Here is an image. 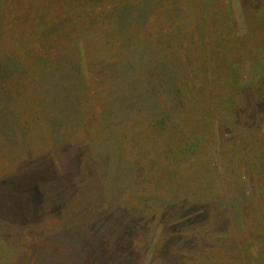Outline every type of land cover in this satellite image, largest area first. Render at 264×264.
I'll use <instances>...</instances> for the list:
<instances>
[{"label":"rangeland","instance_id":"obj_1","mask_svg":"<svg viewBox=\"0 0 264 264\" xmlns=\"http://www.w3.org/2000/svg\"><path fill=\"white\" fill-rule=\"evenodd\" d=\"M65 3L0 0V264H242L218 241L264 240V0Z\"/></svg>","mask_w":264,"mask_h":264},{"label":"trees","instance_id":"obj_2","mask_svg":"<svg viewBox=\"0 0 264 264\" xmlns=\"http://www.w3.org/2000/svg\"><path fill=\"white\" fill-rule=\"evenodd\" d=\"M64 1V5L66 6V4L67 3H65L66 2V0H63ZM69 7H72V8H77V5H71V6H69ZM59 8V11L58 12H61L60 10L62 9L61 7H58ZM38 9L39 10H36V15H39L40 16V14L41 15H44L45 13H48L46 10H45V8H43V7H38ZM51 10H53V12H57V10L55 9V8H52V7H50L49 6V13H50V11ZM69 10H72V9H69ZM253 12H255V11H253ZM55 14H58V13H55ZM255 14H257V12H255ZM262 17V18H264V12H262V13H260V14H258V17ZM111 17H114L115 18V16L113 15V16H111ZM264 21V20H263ZM115 25V23H112V24H110V27H112V26H114ZM50 30V29H49ZM149 30H153V31H156L157 30V28L155 27L154 29L153 28H149ZM148 30V31H149ZM111 31V30H110ZM112 32V31H111ZM158 33V32H157ZM159 34V33H158ZM156 35V34H155ZM217 62V61H216ZM216 62L215 63H213V71H211V70H207V69H203L202 70V73H199V75H198V77H195V75L196 74H193V77L197 80L198 79V85H197V89H199V90H201V92H202V90H203V88L204 89H206L210 94H214V95H216V94H218L217 93V90H216V82H215V79H213L214 78V76H215V78H218V82H226V83H229L228 82V79H226L227 77H225V72L223 73V75H220L221 76V78H219L216 74L218 73V71L222 68V63L221 62H219V64H216ZM196 67H198V68H200V65L198 66V65H196ZM184 68L185 69H187V67H186V63L184 64ZM234 71H235V73H237V71H236V69H234ZM235 75V74H234ZM233 75V76H234ZM185 76H188V77H191V72H189V74L188 75H185ZM232 76V75H231ZM205 82V84H209V87H205V86H203V84H202V82ZM190 82V80H188V81H186L184 84H182V83H178V85H177V87H176V92H183V94H187V92H188V90H186L187 89V87H186V85L188 84ZM260 84H263V85H261V87H263L264 86V83H262V82H260ZM257 88H259V87H257ZM209 89H211V90H213L212 92H210V90ZM248 90V89H247ZM249 91V90H248ZM250 92V91H249ZM251 93V92H250ZM255 94H256V92H253V93H251V95H252V97L253 96H255ZM207 98V96H203V100L204 99H206ZM213 98V97H212ZM177 103H178V105H182V103H183V101L181 100V99H178L177 100ZM178 107V106H177ZM179 108V107H178ZM182 108L185 110V107L184 106H182ZM191 108H189V110H190ZM180 110V109H179ZM182 118V123H184V124H186V122L184 121V119H183V117H181ZM199 128H201L200 126H199ZM197 130V128H195L194 129V131H196ZM199 130V129H198ZM195 133V132H194ZM197 133H199V132H197ZM195 137H197V135H195ZM226 137H229V138H226L232 145H234V147H236L237 149H238V153H240V154H243V155H245V154H247L248 152H249V150H250V147H251V145L252 146H254L255 144H256V142H257V140L256 139H250V141H249V143H250V146H248V144H247V141H242V138L243 137H247V135H243L242 137H241V139H234V137H232L231 135L230 136H226ZM225 139V138H224ZM224 139H222V140H224ZM233 139V140H232ZM263 143H264V138H263ZM249 147L248 149H247V147ZM222 148H224L223 146H221V148H219V149H217L216 150V152L217 153H219V155H223L224 156V158L226 159V153L224 152L225 151V149H222ZM253 148V150L254 151H256V152H258V145H256L255 147H252ZM261 149H262V151H259V153L261 154V159L259 160L260 161V164L259 165H262V166H264V144L260 147ZM249 154V153H248ZM257 161V160H256ZM259 161H257V165H258V162ZM260 174H264V168L262 169V172L260 173ZM225 237V236H224ZM231 239H234V240H236V243L235 244H231V243H229L228 241H225V244H223L222 243V241H223V239H219V241H218V246L219 247H221V248H226V247H232V248H237V247H239V248H243V250H244V254L242 255V258H243V260H242V264H255V260H253L259 253H260V250L261 249H264V240H262V243L261 242H259V248H256L255 249V251L254 252H252V245L254 244V241H249V240H245V242H243V239H240L239 238V236H236L235 238H231ZM251 239V238H250ZM234 256V258H237V259H239L241 256H239L238 254H235V255H233ZM175 257H178L179 258V256H175ZM260 263H263L262 262V260H260ZM237 264H238V262H237Z\"/></svg>","mask_w":264,"mask_h":264}]
</instances>
